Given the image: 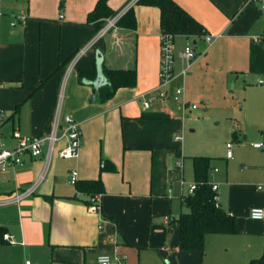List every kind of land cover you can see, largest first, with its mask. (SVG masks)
Listing matches in <instances>:
<instances>
[{
	"label": "crops",
	"instance_id": "1",
	"mask_svg": "<svg viewBox=\"0 0 264 264\" xmlns=\"http://www.w3.org/2000/svg\"><path fill=\"white\" fill-rule=\"evenodd\" d=\"M128 1L108 0V5L119 10ZM174 1L203 25L206 34L213 36L210 42L202 37L188 38L196 52L200 51L198 57H205L208 49L215 47L230 61L222 75L224 80H230L233 86L240 80L259 91L251 96V104L257 112L255 137L263 140L264 122L258 109L264 104V72L249 71V46L255 36L264 34L260 2ZM95 3L96 0H65L60 8L59 0H0V111L5 115L1 131L6 142L15 143L13 131L38 137L50 135L58 111L72 115L82 132L79 155L70 159L65 171L56 163L63 145L59 140L41 180L46 145L38 157L26 158L24 166L0 172V201L38 181L30 196L18 203L0 205V227L19 245L51 255L54 262L96 264V256L109 251L125 252L127 263L132 264L140 246L152 245V229L162 234L161 248L167 247V227L171 230L173 226L165 223L164 217H173L169 214L159 218L154 214V205L159 197L173 199L172 180L178 173L174 167L182 169L183 160L177 157L180 153L172 130L182 128V121L166 107L144 108L140 102L142 94L157 89L159 84V9L135 3V29L115 25L97 37L99 29L87 23V14ZM178 39L184 42L182 49L186 43L182 36L176 37L171 87L179 84L183 67ZM82 47L86 50L73 61V55ZM198 57L187 77L192 75ZM98 58L101 65L109 68L135 67L136 85L120 87L111 98L99 101L93 86L81 83L77 77L78 68H90ZM40 81H44L43 85L34 91ZM144 111H161L169 117L139 118ZM102 158L109 160L114 169L100 172ZM190 160L193 175L191 157ZM179 161L181 167L176 164ZM211 167L210 174L219 171ZM71 169L77 170V181L101 179L100 212L88 210L89 195L77 191L69 181ZM231 175L226 165L225 184L236 198L225 200L218 193L219 184L211 183L217 184L219 205L236 216L238 232L232 235L241 237L238 241L243 243L229 264H245L264 252V219L249 216L253 207L264 209V151L256 152L247 167L238 172L239 179L248 181L232 179ZM184 180L182 170L180 188ZM67 184L73 187L66 190ZM180 199L182 212L185 208ZM110 241H114L112 248ZM0 242H5L1 234Z\"/></svg>",
	"mask_w": 264,
	"mask_h": 264
},
{
	"label": "rangeland",
	"instance_id": "2",
	"mask_svg": "<svg viewBox=\"0 0 264 264\" xmlns=\"http://www.w3.org/2000/svg\"><path fill=\"white\" fill-rule=\"evenodd\" d=\"M183 43L181 39H178V52L182 49ZM199 52H196V57L199 56ZM206 56L198 57L192 75L188 77L181 75L179 81L177 80L179 84L177 83L176 86L183 89L182 93L176 97L171 95L168 99L157 100L149 106L151 108L159 105L166 107L173 117L182 121V128L172 130V138L175 139V135L178 136L176 140L180 155L177 157L183 160V168L174 167L178 173L175 180H172L173 199L169 200V197L155 199L154 214L159 218L170 214L176 219L179 215L180 198L188 196V189L194 183L190 157L210 158V165L218 168L219 171L212 172L209 181L217 182L220 197L229 200L236 197H232V192L225 184L226 165L230 169L232 179L238 180V172L247 167L248 161L256 155V152H260V149L252 147V143L258 138L255 137L257 112L251 104V96H255L259 91L250 84H243L240 80L234 86L230 80L226 82L222 75L226 72L230 61L215 47H210ZM176 62L178 65L179 58ZM193 104L196 108H191ZM258 111L263 123L264 104L259 106ZM228 143L232 146L233 156L226 159ZM69 161L70 159L59 157L56 163L61 170L65 171V165ZM182 170L185 183L180 188ZM239 180L248 181L249 179ZM72 185L67 184L65 189L69 190L73 187ZM249 190L252 191L250 188ZM160 226L167 227L163 223ZM167 234L169 237L167 247L162 249V234L152 229L150 236L152 245L140 246L139 255L132 259V264H229V259L233 254L235 255L238 248L242 249L243 246L242 241H238L241 238L238 235L210 234L206 237L203 251L180 250L178 228L173 226L170 230L167 227ZM19 244V242H0V264H25L26 261L29 264H67L54 262L51 260V255L44 256L29 245ZM110 244L112 248L114 241H110ZM107 252L109 251L103 253ZM118 253L126 255L125 252Z\"/></svg>",
	"mask_w": 264,
	"mask_h": 264
},
{
	"label": "trees",
	"instance_id": "3",
	"mask_svg": "<svg viewBox=\"0 0 264 264\" xmlns=\"http://www.w3.org/2000/svg\"><path fill=\"white\" fill-rule=\"evenodd\" d=\"M65 0H59L62 8ZM136 4L155 6L159 9V25L161 32H169L179 36L200 37L204 33L203 25L183 9L174 0H137ZM118 10H113L108 5V0H96L92 10L87 14V23H91L97 30L104 20L113 16ZM116 25L126 29H135L136 19L132 7L129 8L116 22ZM249 71L264 72V47L260 43L252 42L249 46ZM102 75L105 82L94 87L93 81ZM77 77L81 83L93 86L99 101L111 98L120 87H133L136 85L135 67L109 68L101 65L100 69L94 63L90 68H78ZM44 81H40L38 90ZM18 106L16 107V109ZM167 114L161 111H144L141 119H164ZM194 192L182 198V205L186 209L179 213L176 219H171L170 227L176 226L179 231L178 247L180 250L203 251L208 234H235L238 232L236 216L227 208L219 205L217 192L212 189L209 176L211 172L210 158L206 156H192ZM105 169L113 170V164L101 159L100 172ZM75 189L87 192L88 195L103 193L101 179H87L76 181ZM88 202V201H87ZM2 227L0 234L3 235ZM245 264H264V252L258 257L250 259Z\"/></svg>",
	"mask_w": 264,
	"mask_h": 264
},
{
	"label": "built area",
	"instance_id": "4",
	"mask_svg": "<svg viewBox=\"0 0 264 264\" xmlns=\"http://www.w3.org/2000/svg\"><path fill=\"white\" fill-rule=\"evenodd\" d=\"M137 0H129L122 8H120L113 16H110L105 19V26L100 28L97 37L102 36L106 31L115 26L117 20L129 9L131 8ZM260 2L261 9H264V0H258ZM13 24V23H12ZM175 35L169 32H161L159 39V50H160V60H159V84L158 88L155 90L148 91L140 96L141 105L144 108H149L152 102L161 99H168L171 95L178 96L183 92V89L179 86L171 87V82L174 79V63H175V52H176V37ZM186 39V43L183 46L182 51L180 52V57L183 61V67L180 70V74L185 76L189 69L191 68L195 58H196V49L194 44L188 38L191 36H182ZM193 37V36H192ZM206 42H210L213 39V36L206 34L205 32L200 36ZM197 38V37H195ZM253 41L260 43L264 47V34L255 36ZM86 50V47H82L76 51L73 55V61L83 54ZM73 66V62L70 67ZM262 82V81H260ZM191 108H196L193 104ZM5 115L0 111V172H5L11 168L22 167L25 164L26 158H35L42 154L43 146H47V150L44 154L45 161L43 170L39 177L41 180L50 163L51 152L54 148V145L57 141L62 140L63 145L59 150V156L64 159L76 158L79 155V150L82 144V132L79 127L78 122L70 114H60L58 111L53 124L52 132L46 137H38L33 135H24L19 131H13L12 137L15 141L13 145H9L5 138L3 137L1 128L4 121ZM178 139V136H175ZM252 147L260 150H264V139L260 141H255L252 143ZM232 146L230 143L227 144L226 157L231 158L233 156ZM179 167L182 166V163L179 161L176 163ZM216 171V169H215ZM77 170L71 169L69 172V181L73 184L77 181ZM38 181L31 186L24 188L23 190H16L8 199L0 201V205L7 202L18 203L25 197L30 196L35 187L37 186ZM212 189L217 190V184L211 183ZM261 185H258L260 188ZM195 185L194 183L190 185L188 194L194 192ZM101 197L102 193H95L89 195L87 208L92 212L101 211ZM217 198V195L215 196ZM218 200V199H217ZM249 216L254 220H263L264 219V209L261 207H253L250 210ZM171 220L169 216L164 217L165 223H168ZM2 239L14 243V239L8 233H3ZM96 264H127V256L125 254H119L118 252L112 253H102L96 256ZM26 264H29L26 261Z\"/></svg>",
	"mask_w": 264,
	"mask_h": 264
},
{
	"label": "water",
	"instance_id": "5",
	"mask_svg": "<svg viewBox=\"0 0 264 264\" xmlns=\"http://www.w3.org/2000/svg\"><path fill=\"white\" fill-rule=\"evenodd\" d=\"M97 67L100 69L101 67V58L97 59L96 62ZM105 82V79L102 75H98V77L93 81V85L95 88H97L99 85L103 84Z\"/></svg>",
	"mask_w": 264,
	"mask_h": 264
}]
</instances>
